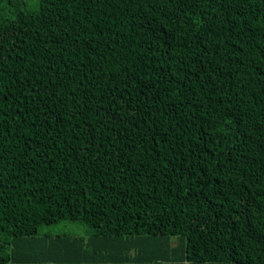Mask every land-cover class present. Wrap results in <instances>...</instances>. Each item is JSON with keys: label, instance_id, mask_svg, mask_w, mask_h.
Wrapping results in <instances>:
<instances>
[{"label": "trees", "instance_id": "trees-1", "mask_svg": "<svg viewBox=\"0 0 264 264\" xmlns=\"http://www.w3.org/2000/svg\"><path fill=\"white\" fill-rule=\"evenodd\" d=\"M263 185L264 0H0V264H264Z\"/></svg>", "mask_w": 264, "mask_h": 264}, {"label": "rangeland", "instance_id": "rangeland-1", "mask_svg": "<svg viewBox=\"0 0 264 264\" xmlns=\"http://www.w3.org/2000/svg\"><path fill=\"white\" fill-rule=\"evenodd\" d=\"M88 229L81 223L64 221L62 223L53 225H43L40 228L41 234L57 235L60 233H67L69 235L75 236H86L88 234Z\"/></svg>", "mask_w": 264, "mask_h": 264}, {"label": "bare ground", "instance_id": "bare-ground-1", "mask_svg": "<svg viewBox=\"0 0 264 264\" xmlns=\"http://www.w3.org/2000/svg\"><path fill=\"white\" fill-rule=\"evenodd\" d=\"M258 179V178H257ZM260 185V184H259ZM258 185V186H259ZM264 186V185H263ZM262 188V187H261ZM262 192V191H261ZM242 203H244V202H242ZM256 210V209H255ZM243 216V215H242ZM251 218V217H250ZM24 232V231H23ZM136 234V233H135ZM187 234V233H186ZM132 236V235H131ZM12 240V239H11ZM2 244V243H1ZM9 248V247H8ZM15 248V247H14ZM12 249V248H11ZM2 250V249H1ZM168 250V249H167ZM24 251V250H23ZM125 251V250H124ZM65 253V252H64ZM180 256V255H179ZM148 261V260H147ZM147 263V262H146ZM173 263V262H172ZM10 264V263H9ZM41 264V263H40ZM140 264V263H139ZM176 264V263H175ZM190 264V263H189Z\"/></svg>", "mask_w": 264, "mask_h": 264}]
</instances>
